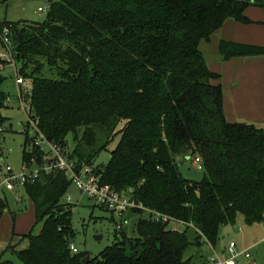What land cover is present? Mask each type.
I'll return each instance as SVG.
<instances>
[{"label": "trees", "instance_id": "1", "mask_svg": "<svg viewBox=\"0 0 264 264\" xmlns=\"http://www.w3.org/2000/svg\"><path fill=\"white\" fill-rule=\"evenodd\" d=\"M249 6L264 8V0H51L42 22H0V48L4 27L12 26L16 63L28 82L21 99L37 131L77 169L92 166L118 192L132 188L143 207L129 211L147 214L134 237L116 231L97 255L72 251V207L63 202L72 181L59 167L43 169L55 159H45L51 151L27 132L23 166L39 172L23 184L35 224L21 236L28 246L14 249L19 264H199L187 249L217 247L221 226L235 225L239 214L264 226V126L227 120L221 75L200 48L229 18L251 23ZM219 56H264V46L221 39ZM48 69L58 77L44 76ZM6 83L0 70V123ZM117 134L109 163L95 167ZM195 156L204 163L199 181L180 170ZM2 157L0 128V173ZM8 206L0 199V218ZM156 213L186 228L156 221Z\"/></svg>", "mask_w": 264, "mask_h": 264}, {"label": "rangeland", "instance_id": "2", "mask_svg": "<svg viewBox=\"0 0 264 264\" xmlns=\"http://www.w3.org/2000/svg\"><path fill=\"white\" fill-rule=\"evenodd\" d=\"M50 3L51 0H0V22H42L46 19ZM39 7H44L45 10L38 11ZM200 48L208 62L219 61V48L213 38L209 41L202 40ZM16 66L20 71L21 63H16ZM2 73L7 77L5 87L9 95L7 107L1 110L5 117V121L0 123L3 151L2 172L7 173V169L10 167L17 178L14 181V189L8 190L4 181L6 175L0 176V199H5L9 203L0 218V264H19L14 249L22 250L28 246V239L26 237L21 239V236L29 234L35 224L33 202L25 192L20 180L23 173H28L36 168L35 166H32L31 169L23 168L25 134L28 132L29 136H34L39 141L44 142L45 139L37 131L34 120L29 118L25 109L26 104L18 96L14 66L6 65ZM43 74L46 77H58L56 69L55 72L48 69ZM24 84L28 85V82L24 81ZM120 139L121 134H117L107 149L98 154L94 161L95 167L109 163L111 151L116 148ZM68 140L70 150L74 147L72 135L68 137ZM42 145L45 150H49L46 144ZM27 148L30 147L27 146ZM180 170L184 177L191 180L199 181L204 177V171L196 169L190 160L184 161ZM63 202L69 203L72 207V221L75 230L74 244L80 251L89 252L92 256L99 254L114 242L116 231H123L130 237L136 236V224L139 218L147 216V214L140 215L127 211L121 221L120 216L98 205L93 198L83 193L73 181L63 198ZM117 222L122 224L120 230H117ZM171 226L178 230L186 228V225L176 222H172ZM40 229L41 225L36 227L33 232L38 234ZM191 237H194V234H191ZM232 240L236 241L238 252L246 250L249 254L248 256L246 253L241 254L240 259L243 264H264V226L262 223L249 224L244 216L239 214L235 225L221 226L217 249L222 251L223 246ZM10 244L12 247L5 250ZM211 254L212 250L206 243L192 244L186 252L187 257H192L199 264H211L209 261Z\"/></svg>", "mask_w": 264, "mask_h": 264}, {"label": "built area", "instance_id": "3", "mask_svg": "<svg viewBox=\"0 0 264 264\" xmlns=\"http://www.w3.org/2000/svg\"><path fill=\"white\" fill-rule=\"evenodd\" d=\"M44 10V7L38 8V11ZM2 40L3 45L0 48V58L5 63L0 64V70L3 71L6 65L14 66L16 73V83L18 86V96L21 98L20 87L24 84L25 79L20 71H18V68L16 66L11 25H6L4 27ZM36 144H46L51 151V155L46 156L45 159H55L53 164L46 163L43 167L44 170L49 171L51 170V168H53V166L63 169L69 179L73 181L83 193L88 195L90 198H93L98 205L116 213L121 217V221L125 216L124 214L130 209L143 207L142 204L137 203V201L133 198L132 188L124 192H118L109 184L101 183L100 177L94 172L92 166L87 165L77 169L75 161H71L67 158V156H65L60 145L48 142L47 140H44V142L36 140ZM192 163L196 169L204 171V163L201 156H195L192 159ZM23 168L29 169L27 168V166H23ZM38 172L39 169L35 168L34 170H30L28 173H23L20 178L21 182L24 184L28 179L35 178ZM3 174L6 175L4 178L6 188L8 190L14 189V181L17 177L12 173V169L8 167L7 173L1 172L0 176L4 177ZM154 219L159 222L170 223L171 221V223L176 222L182 225H187V223L184 221L170 218L169 216L161 213H156ZM117 228H122V224L120 222H117ZM173 229L176 228L173 227ZM208 245L212 250V254L209 256V261L211 262V264H243L240 259L241 254L246 253L247 256L249 255L246 250L243 252H238L237 243L234 240L228 243V245L224 248V251H219L210 243ZM70 247L72 251H78V248L74 243H71Z\"/></svg>", "mask_w": 264, "mask_h": 264}, {"label": "crops", "instance_id": "4", "mask_svg": "<svg viewBox=\"0 0 264 264\" xmlns=\"http://www.w3.org/2000/svg\"><path fill=\"white\" fill-rule=\"evenodd\" d=\"M245 15L251 23L229 18L212 34L211 38L218 48L221 39L264 46V8L249 6ZM208 65L221 75L227 120L264 126V56L234 57L226 61L219 59L208 62Z\"/></svg>", "mask_w": 264, "mask_h": 264}, {"label": "water", "instance_id": "5", "mask_svg": "<svg viewBox=\"0 0 264 264\" xmlns=\"http://www.w3.org/2000/svg\"><path fill=\"white\" fill-rule=\"evenodd\" d=\"M188 159H190V157H187ZM90 259V255H88L86 258H85V261H88Z\"/></svg>", "mask_w": 264, "mask_h": 264}]
</instances>
